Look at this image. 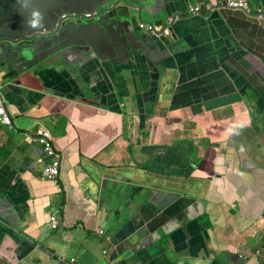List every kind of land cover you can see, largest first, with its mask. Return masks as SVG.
<instances>
[{"label": "crops", "instance_id": "obj_1", "mask_svg": "<svg viewBox=\"0 0 264 264\" xmlns=\"http://www.w3.org/2000/svg\"><path fill=\"white\" fill-rule=\"evenodd\" d=\"M249 2L259 28L245 32L256 41L233 34L240 16L221 40L206 24L176 26L180 57L193 52L185 64L195 79L177 82L168 65L157 66L162 79L152 114L172 109L185 129L173 119L167 127L157 125L153 143L162 157L155 168L139 152L138 139V147L130 146L137 159L123 155L121 144L131 137H124L122 114L112 112L119 104L113 85L111 95L94 84L100 100L91 105L62 65L50 66L47 75L22 76L24 100L9 95L13 130L0 127L7 132L0 138V264H264V243L254 244L257 234L264 235V139L252 128L264 124V0ZM121 84L135 92L127 80ZM23 119L32 127L21 126ZM197 120L209 130L195 140L189 122ZM38 126L50 130L66 159L53 182L39 180L35 159L43 150L25 133ZM208 145L216 148L203 158ZM146 154L153 157L148 147ZM200 194L206 203L195 202ZM185 199L191 200L187 206ZM202 213L205 222L198 223ZM51 215L61 222L56 229L50 228ZM114 220L127 229L108 238ZM244 236L252 238L251 246Z\"/></svg>", "mask_w": 264, "mask_h": 264}, {"label": "water", "instance_id": "obj_2", "mask_svg": "<svg viewBox=\"0 0 264 264\" xmlns=\"http://www.w3.org/2000/svg\"><path fill=\"white\" fill-rule=\"evenodd\" d=\"M110 1L114 2L115 0H0V41H6V43L0 44V69L7 67V71L0 72L3 74L2 83L15 80L28 72L34 74L40 64L49 62L47 60L50 59L66 66L68 58L66 59L64 55H79V51H81L82 55L89 56V61L92 59L101 66V70L109 76L111 84L117 82L112 85L116 87L121 96V107L117 106L112 112L119 111V114H126V118L131 120L127 112L138 111L144 105H154L145 96L139 102L133 100L136 92V90L134 92L135 81L133 80L135 73L131 74L128 71L131 70V55L138 49L146 53L149 63L155 65L156 68L159 63L168 65L165 69L168 76L171 77L173 74L177 78V82L185 80L184 76L195 79L185 64V58L192 55L193 52L180 57L182 49L178 39L172 41L167 38H165V41L168 51H165L164 54L160 52L159 45L154 40L149 42L145 38L146 34L139 28L137 20L131 18L127 10L129 7L116 9L113 13L111 12V14L90 22L72 18L62 27L58 26L51 38L44 36L43 32L52 31L53 26L59 22L58 19L63 14L74 17L84 13L96 15L97 11ZM126 1L132 2L133 6L130 8L139 11L143 21L149 24H162L171 21L170 32L173 35H176V26L178 25L184 30H188L191 27L201 28L203 24H206L213 30L216 39L221 40L227 36L230 30H233L231 24L232 22L235 24L239 22L237 19L240 16L243 20L241 24L237 25L238 29H235L237 38H242L246 42L256 41V35L254 37L248 36V32H245L246 30H255L256 32L259 28L257 23L252 20L251 12L233 9L227 5L229 1L241 0ZM198 1H201V3ZM206 2L209 3L205 4ZM188 3L194 4L192 9L198 8L199 11L186 10L185 7ZM179 5L182 6L180 9ZM171 7H174V11ZM192 17H198V19H192ZM249 20L252 22L249 23ZM262 29L264 30V27ZM35 37L38 38L31 42ZM21 41L25 42L20 43ZM55 53L58 55L54 56ZM81 58L86 63V59L83 56ZM75 61L81 62L79 59H75ZM50 64L47 63V65ZM112 65L116 67V70L112 71ZM51 66L53 65L51 64ZM129 75L131 78L126 79ZM125 80L128 81L129 88L134 93L126 92L127 88L121 84ZM181 88L184 92L183 87ZM16 92L22 93L19 85L8 84L3 89L2 94L6 97L9 106L11 105L9 95ZM85 93L87 95V89H85ZM87 102L96 105V102L99 101L87 100ZM124 105L128 106L129 111L124 108ZM23 122L25 127L31 126L29 120ZM135 123L138 125L137 121ZM252 128L260 139H264V124H252ZM143 130L141 127L138 131V126H135L133 135H136V133L140 135ZM109 149L113 151L114 148ZM62 156V170L65 171L64 161L66 159L64 153H62ZM60 178L62 179V177ZM105 183L104 181L103 184L105 185ZM108 223L105 234L108 238L117 236L118 232L127 227L124 226L123 228L124 223L115 220Z\"/></svg>", "mask_w": 264, "mask_h": 264}, {"label": "flooded vegetation", "instance_id": "obj_3", "mask_svg": "<svg viewBox=\"0 0 264 264\" xmlns=\"http://www.w3.org/2000/svg\"><path fill=\"white\" fill-rule=\"evenodd\" d=\"M133 6L132 2L126 1V0H115L114 2L110 1L109 3H106L102 6V9H99L96 13V15H92L89 13H84V14H79L76 17L74 16H69L68 14H63L61 17L58 19V23H55L53 26L52 31L48 32H43L44 36H47V38H51L54 35V32H56L58 26H63L66 22H69L72 18H75L76 20L79 21H94L96 19H100L104 17L107 14L113 13L116 9H121V8H126L129 7L128 13L130 14L131 18H134L137 20V23L139 24V28L146 34L145 38L150 42L151 40H154L158 45L164 44L165 38L162 37L161 35L158 34L160 30H169V27L166 24L162 25H157L156 23L149 24L146 21H143L141 13L139 11L134 10L133 8H130ZM182 6L179 5V9ZM189 7V6H188ZM187 7V8H188ZM171 9L174 11V7H171ZM186 9V7H185ZM137 24V26H138ZM38 37H35L31 40L34 41ZM172 40L175 39V35L170 37ZM160 41V42H159ZM25 41H21L20 43H24ZM6 43V41H0V44ZM160 48V47H159ZM80 50V48H79ZM160 51L164 54L165 51L161 50ZM58 54L55 53L54 56H57ZM80 55V56H79ZM79 55H68L65 54L64 57L67 59L70 58V60L67 59V64L66 66H62L64 70L67 72V75L69 77H73V81L78 82L79 86H83L84 89H87V98L88 100L92 101H99L100 99L97 98V92L94 84H99V85H104L107 92L111 95H113V90H112V84L110 83L109 76L103 72L101 69V66L99 64L95 63L92 59L89 61V56L88 55H82L81 51H79ZM84 57L86 60V63H84L83 58ZM147 55L144 51L141 49H138L135 53H132L131 59H130V68L129 73H135L134 74V81H135V90L136 92L134 93L133 100L136 102H139L142 97H146L147 100L151 101V103L155 104L156 99L158 98V86L161 81V75L158 71V69L155 67V65H151L147 59ZM75 59L81 60V62H76ZM49 62H44L43 64H40V67L35 70L34 75L42 76V75H47L50 73V67L52 65H60L56 60L50 59L47 60ZM47 63H51L50 65H47ZM112 71L116 70V67L112 65ZM2 71H7V67H4L3 69H0V72ZM122 71V70H118ZM31 74L30 72H28ZM27 73V74H28ZM90 74V76H89ZM3 75V74H2ZM98 79H96V77ZM25 77V76H24ZM24 77H18L14 82L16 85H20L23 81ZM82 77L87 78L86 81L82 80ZM90 77L94 78L95 83L91 82L89 79ZM112 80L113 78L110 77ZM117 78V77H116ZM82 80V82H81ZM92 86V90L89 88ZM114 86V85H113ZM115 89V86H114ZM91 90V92H90ZM149 105H144L141 110L142 115H143V133L140 135H131V140H128L129 142V150L127 151L129 155L132 157V159H137V156L133 153L132 148L130 150V146L132 147L133 143L137 146V143L135 142L136 139L139 141L140 145V150L139 152L144 156H146L147 163L149 167H156V163L159 157H162V153L156 149L158 147L157 144L153 143L154 140V135L156 132V127L157 125H165L168 120H175L173 116H170L168 114H165L164 112L162 113V116H154L152 114L156 113L155 109H151ZM124 108L128 109V106L124 105ZM138 111H133V112H127V115L131 116L133 120L137 121L138 123V131L141 128V119H140V112ZM119 115V111L116 112ZM177 119V118H176ZM120 122L122 124V129L125 131V128H129V124L127 127H125L124 122L122 121L120 117ZM179 126L181 127L182 124L180 122ZM167 127V126H166ZM183 127V126H182ZM184 128V127H183ZM185 129V128H184ZM133 140V141H132ZM138 147V146H137ZM150 148L152 151V156H148L146 154V148ZM164 157V156H163ZM39 166V165H38ZM156 172L153 170V173ZM191 200H184V206H187L186 203Z\"/></svg>", "mask_w": 264, "mask_h": 264}, {"label": "built area", "instance_id": "obj_4", "mask_svg": "<svg viewBox=\"0 0 264 264\" xmlns=\"http://www.w3.org/2000/svg\"><path fill=\"white\" fill-rule=\"evenodd\" d=\"M228 6L233 9L247 10L249 4L246 1H235L229 2ZM2 84L0 83V122L6 125H11V120L7 116L6 111L2 104L1 92ZM34 140L42 147L44 156L38 159V163L43 165L42 179L44 180H55L59 173L61 172V156L57 153L53 145L52 135L47 129H39L36 133V138ZM48 159V161L46 160ZM51 228L54 229L57 226V221L55 217H50ZM98 234L101 235L102 231L99 230ZM104 254H107L104 251Z\"/></svg>", "mask_w": 264, "mask_h": 264}, {"label": "rangeland", "instance_id": "obj_5", "mask_svg": "<svg viewBox=\"0 0 264 264\" xmlns=\"http://www.w3.org/2000/svg\"><path fill=\"white\" fill-rule=\"evenodd\" d=\"M252 2H253V0H251ZM233 34H235V33H233ZM128 73H129V71H128ZM2 73H0V82L2 83V81H1V79H2ZM46 81L47 82H49V79H46ZM11 83V81H9L8 83H2V85H3V88H5L8 84H10ZM41 88L42 89H45V87L43 86V84H41ZM2 96V99H3V102H4V105H5V107L8 109L9 108V103H8V101H7V99H6V97L2 94L1 95ZM115 96L117 97V99L119 100V104H118V106L119 107H121V104H120V102H121V96H120V94L118 93V91H117V89H116V87H115ZM122 109V108H121ZM127 111H129L128 109H127ZM139 112H140V119H141V127L143 128V115H142V112H141V110H139ZM130 118H131V120H132V117L130 116ZM121 119H122V121L124 122V125H125V127H127V125H128V121H127V118H126V114H123L122 115V117H121ZM131 120H130V124H129V128H125V134H124V137L126 138V137H131V135H133V132H134V127L135 126H138V125H136V123H133V122H131ZM14 124V123H13ZM117 125H119V121H117ZM209 125H207V124H203V123H201V121L200 120H198V121H196L195 123H193L192 124V127H193V131H192V137L195 139V140H197V138L202 134V133H206V132H208V127ZM0 127H2V126H0ZM6 133L7 132H5V131H3V132H0V138H4V136L6 135ZM31 142H33V143H35V144H37L39 147H41L35 140H32ZM259 145H261V144H259ZM258 145V146H259ZM210 147H214V148H216L214 145H208L206 148H205V150H204V152H203V158H205V157H207V158H209V154H207L206 152H207V150H208V148H210ZM42 148V147H41ZM127 151H128V149H127ZM127 151L125 152V154H123L127 159H128V155L126 154L127 153ZM202 150H200V149H198V152H201ZM151 174H152V176H154V175H158L157 173H152L151 172ZM152 194H153V190H152ZM199 200V203H206L207 202V197H204V195L203 194H200L196 199H195V202H197ZM201 208H203V209H205L204 208V206L203 205H199ZM198 217H200L199 218V220H198V223H201V222H205V219H206V213H202L201 214V216L200 215H198ZM193 222H195V220H192ZM207 224V222L205 223V224H203V225H206ZM258 237V238H257ZM257 237L255 238V245H257V247H259V245H261V242H260V240H262L263 241V243H264V235L263 234H257ZM247 238V236H244L243 237V239H246ZM247 240L249 241L248 242V246H251L252 245V238H247ZM264 246V245H263Z\"/></svg>", "mask_w": 264, "mask_h": 264}, {"label": "clouds", "instance_id": "obj_6", "mask_svg": "<svg viewBox=\"0 0 264 264\" xmlns=\"http://www.w3.org/2000/svg\"><path fill=\"white\" fill-rule=\"evenodd\" d=\"M241 1H244V0H241ZM229 2H232V1H229ZM235 2V1H234ZM246 2H248V4H249V8L246 10V11H248V12H250V10H251V7H250V2L249 1H246ZM228 5V4H227ZM189 9H192V7H189ZM242 10V9H241ZM191 11H193V12H197V11H199V9L197 8H193ZM170 24H171V21H169V22H167L166 23V25L169 27V30H165V31H163V30H160L159 32H158V34L159 35H161L162 37H164V38H167V39H170V40H172L170 37L171 36H173V34H171V32H170ZM175 40V39H174ZM159 47H160V49L161 50H163V51H168L167 49V46H166V41L164 42V44H159ZM50 67V66H49ZM3 76V75H2ZM24 76V75H23ZM21 77V76H20ZM16 80V79H15ZM15 80H12L11 81V83L10 84H14V85H16L15 84ZM2 81V80H1ZM1 83V82H0ZM6 83H8V82H6ZM2 84V83H1ZM2 87H3V85H2ZM4 89V88H3ZM3 89H2V91H3ZM19 90V89H18ZM15 94H17V95H20L21 96V100H24V96H23V94L22 93H19V92H16ZM1 95H2V92H1ZM1 99H2V96H1ZM19 99H20V97H19ZM2 104H3V107H4V109H5V111H6V114H7V116L10 118V120H11V125L10 126H8V125H6L5 123H1L0 122V125L1 126H5V127H7L8 129H10V130H13V120H12V116H11V114L8 112V109L5 107V105H4V102H3V99H2ZM154 104V103H153ZM153 106V105H152ZM171 111H173L172 109H170L169 111H167V112H164L165 114H168V115H170V116H173L174 118H175V121H177V122H179L178 121V117H175L172 113H171ZM115 114H117V113H115ZM177 118V119H176ZM25 120H29V119H23V120H21V126H23V127H25V124H24V122L23 121H25ZM30 121V120H29ZM188 121V120H187ZM198 121V120H197ZM31 122V121H30ZM190 124H191V126H192V124L193 123H195V122H189ZM31 124H32V122H31ZM29 127H32V125L31 126H29ZM29 127H26V128H29ZM241 127H244V125H241ZM39 129H47V128H44V127H42V126H38L37 128H36V130H35V132H34V134H31L30 132H25V133H27L28 135H30L31 137H33V138H36V133H37V131L39 130ZM47 130H49V129H47ZM50 131V130H49ZM51 133V132H50ZM52 135V134H51ZM120 138H122V136H120V137H117V138H114V139H112V143L109 145V148H116V146H117V140H119ZM52 140H53V145H54V148L56 149V151H57V153L61 156V162L63 161V156H62V154H61V152L60 151H58V149L56 148V145H55V140H54V138H53V136H52ZM129 140V139H128ZM128 140L127 141H125V142H123L122 144H121V147H123V148H125L126 150L128 149L129 150V142H128ZM193 145V144H192ZM194 146V145H193ZM195 147V146H194ZM45 154H44V152H43V155H40V156H38L36 159H35V163L37 164V165H39L40 167H41V170H40V181L41 182H53V181H55V180H44V179H42V172H43V165L42 164H39L38 163V159L40 158V157H43ZM47 161H48V159H46ZM61 170H62V167H61ZM61 173V172H60ZM59 173V174H60ZM154 176H156V177H158V175H154ZM161 177H163V178H167V177H169V176H167V175H162L161 174ZM51 216H53V217H55V219H56V221H57V226L54 228V229H56V228H58L60 225H61V222H60V224H59V220H58V218L56 217V216H54V215H51ZM50 216V217H51ZM50 217H49V223H50V228H51V222H50ZM52 229V228H51ZM99 231V230H98ZM102 231V230H101ZM98 233V232H97ZM99 235V234H98ZM103 235V231H102V234L101 235H99V236H102ZM107 241H109V239L107 238ZM104 251H106V253L108 254V249H105V250H103V254H104ZM107 254H105V255H107Z\"/></svg>", "mask_w": 264, "mask_h": 264}, {"label": "trees", "instance_id": "obj_7", "mask_svg": "<svg viewBox=\"0 0 264 264\" xmlns=\"http://www.w3.org/2000/svg\"><path fill=\"white\" fill-rule=\"evenodd\" d=\"M109 149V148H108ZM158 177H156V176H152V180H153V182H155V183H157L158 184V179H157Z\"/></svg>", "mask_w": 264, "mask_h": 264}]
</instances>
